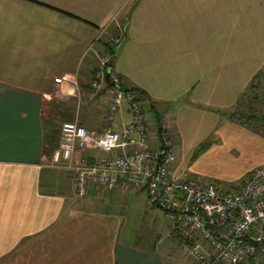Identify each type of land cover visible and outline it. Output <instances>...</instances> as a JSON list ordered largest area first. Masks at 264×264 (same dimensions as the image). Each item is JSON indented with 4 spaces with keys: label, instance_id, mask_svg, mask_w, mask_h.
Wrapping results in <instances>:
<instances>
[{
    "label": "crops",
    "instance_id": "1",
    "mask_svg": "<svg viewBox=\"0 0 264 264\" xmlns=\"http://www.w3.org/2000/svg\"><path fill=\"white\" fill-rule=\"evenodd\" d=\"M119 28L126 38L113 73L124 87L145 92L176 128L182 159L175 178H200L192 171L203 155L196 158L197 150L208 142L205 155L242 132L230 134L231 116L264 67V0H0V259L185 264V257L190 264L168 221L152 250L122 239L129 218L155 213L146 191L95 186L81 198L73 174L50 166L54 150L43 118L49 104L66 102L68 122L105 129L106 92L83 99L103 49L99 40ZM258 166L244 170L237 187H225L238 190Z\"/></svg>",
    "mask_w": 264,
    "mask_h": 264
},
{
    "label": "built area",
    "instance_id": "2",
    "mask_svg": "<svg viewBox=\"0 0 264 264\" xmlns=\"http://www.w3.org/2000/svg\"><path fill=\"white\" fill-rule=\"evenodd\" d=\"M123 39L122 33L111 36L110 50L116 51ZM112 63L110 52L98 55L86 95L91 101L106 90V128L64 123L50 166L73 174L81 198L95 186L146 191L151 206L165 214L190 264H264V167L252 169L238 191L220 190L201 178H175L174 127L166 116L155 125L140 95L121 88ZM254 80L257 94L239 109L238 121L249 122L264 138V67ZM87 150L102 155L94 160L82 156Z\"/></svg>",
    "mask_w": 264,
    "mask_h": 264
},
{
    "label": "rangeland",
    "instance_id": "3",
    "mask_svg": "<svg viewBox=\"0 0 264 264\" xmlns=\"http://www.w3.org/2000/svg\"><path fill=\"white\" fill-rule=\"evenodd\" d=\"M249 97H252V93L247 94L243 99H241L239 106H242L244 109L245 102ZM239 113H241L240 110L238 114ZM162 114L165 115L166 113L162 112ZM43 116L44 120L49 119V108L44 112ZM74 122L77 123L78 121L75 120ZM235 122L237 125L233 124V126L238 127L236 129L231 125L230 134L233 132L238 133V130L240 129L242 132L238 135L235 134L236 136L234 139L247 138L250 139L249 142L243 144L240 141V144L233 145L234 139L232 138V140L225 143L222 148H216L214 151L207 152L205 155L203 154L202 157L192 165V171L200 174L202 177H200L201 179L206 182H209L211 178L220 180L222 182L220 185L223 188H227L225 186H231L233 188L237 187V181L241 178L244 170L255 165H261L264 167V138L258 134L260 133L258 130L257 134L259 136H256L250 132L242 130L247 128L256 132L254 129L252 130L245 124L239 123V121ZM61 124L62 123H59V125ZM221 125H223V122H221ZM174 129L176 128L174 127ZM207 141L210 140L208 139ZM206 144H208V142H206ZM241 147H243V149H241ZM254 153H257V156H253ZM176 155L182 159V154L179 152V149H177ZM183 161L185 165V159H183ZM225 183L229 184L226 185ZM145 202L146 198L144 199V203ZM142 216V219H136V216L129 218V224H127L123 230L122 239L127 244L133 245L134 247L152 250L157 243L156 240L161 237L164 238L168 233L169 224L165 214L159 209H156L153 214L145 213ZM15 262L16 261L12 254L0 259V264H15ZM183 262H185V264L187 263L185 257Z\"/></svg>",
    "mask_w": 264,
    "mask_h": 264
},
{
    "label": "trees",
    "instance_id": "4",
    "mask_svg": "<svg viewBox=\"0 0 264 264\" xmlns=\"http://www.w3.org/2000/svg\"><path fill=\"white\" fill-rule=\"evenodd\" d=\"M117 33H122L124 34V39H123V42L125 41V38H126V34H125V31L122 29V28H119L117 31H114L113 33H111V35H109L106 39V41H103L102 39L99 40L100 43L104 44L103 45V49L101 51V53H105V52H110L112 55H113V61L115 60L116 56L118 55V52L120 50V47L121 45L123 44V42L121 43V45L119 46V48L116 50V51H112L110 50V47L108 45L109 43V39L111 36H114L115 34ZM113 65V63H112ZM94 71V70H93ZM112 74L116 77H118V79L120 80V86L122 89H124L125 91H131V92H136L140 95L141 99L143 100V102H145V109L147 111V113L153 117L154 119V122H155V125L156 126H159L161 123H162V118L165 116L164 114H160L158 113V111L155 109L152 101L149 99V97L147 96V94L139 89H135V88H126L124 87L123 85V82H122V78L118 75H115L113 73V69H112ZM257 76V75H256ZM92 77H93V74H92ZM255 79V78H254ZM252 81L250 87H249V91L244 95V97L249 94V93H252L253 96L252 97H255L256 94H257V91H256V86H255V81L254 80ZM90 91V89H89ZM88 91V92H89ZM106 90L104 89L103 91H101L97 96H95L91 101H86V95L87 93L84 95V101L85 102H94L97 100L98 97H100L101 95L104 96L105 95V92ZM107 93V92H106ZM106 97V107L104 108V115L105 113L107 112L108 110V107H109V99H108V95L106 94L105 95ZM243 97V98H244ZM242 98V99H243ZM62 101H58V102H54L55 105H52V104H49L48 106L49 107V119L47 120V122L49 123V126H47V130H46V143H47V147L50 151H55L58 147H59V144H60V128L62 127V125L66 122H68L69 120L67 119L68 118V115H69V111H68V107H67V104L65 103H61ZM242 108V106H239L237 107V109L235 110L236 112L238 111L239 112V109ZM243 109V108H242ZM233 113L232 116H231V120L233 121H238L239 119V114L237 112V114ZM241 112V111H240ZM242 114V113H241ZM233 117V118H232ZM169 120V119H168ZM59 123H62L61 125H59ZM236 123V122H235ZM239 123L241 124H245L247 127H251L249 122H246V121H239ZM78 124V123H77ZM80 125V124H79ZM106 125V124H105ZM106 128V127H105ZM252 128V127H251ZM256 129V128H255ZM254 129V130H255ZM176 133V132H175ZM175 141H176V135H175ZM177 142V141H176ZM209 144H203L198 150H197V153H196V158L199 157L200 155L204 154L208 149H209ZM249 175V174H248ZM247 175V176H248ZM246 176V177H247ZM245 180V179H244ZM244 182V181H243ZM242 182V184H243ZM214 184V183H213ZM215 186H217L220 190L222 189H231L233 190L232 188H223L220 184H214ZM242 186V185H241ZM240 189V188H239ZM238 189V190H239ZM238 190H233V191H238Z\"/></svg>",
    "mask_w": 264,
    "mask_h": 264
}]
</instances>
